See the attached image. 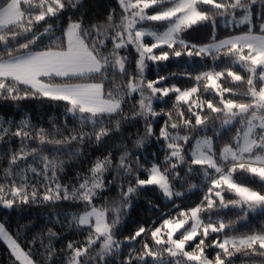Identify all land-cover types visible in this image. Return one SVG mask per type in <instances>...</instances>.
Masks as SVG:
<instances>
[{
    "label": "snow or ice",
    "instance_id": "1",
    "mask_svg": "<svg viewBox=\"0 0 264 264\" xmlns=\"http://www.w3.org/2000/svg\"><path fill=\"white\" fill-rule=\"evenodd\" d=\"M0 216L3 264H264V0H0Z\"/></svg>",
    "mask_w": 264,
    "mask_h": 264
},
{
    "label": "trees",
    "instance_id": "2",
    "mask_svg": "<svg viewBox=\"0 0 264 264\" xmlns=\"http://www.w3.org/2000/svg\"><path fill=\"white\" fill-rule=\"evenodd\" d=\"M28 108L32 110L34 116H39L41 114H50L47 108H41L38 104H29ZM0 219H2V216H0ZM6 259H7V252L5 245L2 242H0V264H3V262Z\"/></svg>",
    "mask_w": 264,
    "mask_h": 264
}]
</instances>
